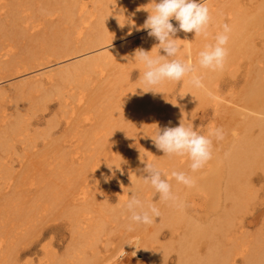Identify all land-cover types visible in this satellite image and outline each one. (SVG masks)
I'll return each mask as SVG.
<instances>
[{"label":"bare ground","instance_id":"1","mask_svg":"<svg viewBox=\"0 0 264 264\" xmlns=\"http://www.w3.org/2000/svg\"><path fill=\"white\" fill-rule=\"evenodd\" d=\"M57 1L52 8L58 17L50 19L43 14L52 8L38 5V0H0L1 14H5L0 16V35L17 38L27 33L31 37L24 52L0 53V79L21 73L30 75V70L43 66V71L30 81L15 85V93L0 89V180L29 177L32 164L26 157L27 149L35 146L37 136L56 127L52 120L47 131L32 129L37 125V121L31 122L32 117L47 109L48 101L56 97L60 104L67 105L69 99H75L93 114L76 117L74 124L69 123L66 138L74 136L76 140L66 146L72 151L58 150V160L51 168L54 178L47 179L45 173L39 172L36 199L22 206L16 195L7 196L0 207V264L19 263L16 249L20 241L10 239L7 226L13 223L14 233V228L29 224L33 227L40 213L49 216L58 211V205L68 223L70 240L62 254L46 244L43 264H264V229L251 232L245 222L260 195L255 183L264 180V0H203L212 15L208 35L178 31L174 38L183 45L176 58L196 65L204 87H193L190 78L185 77L180 82L165 81L157 86L160 92H143L139 88L147 90L141 83L144 66L134 60L138 48L150 52L154 47L151 54H157L155 46L159 42L154 37L143 35L133 52L127 43L113 47L147 32L133 29L132 24L142 29L152 0ZM34 17H39L40 22L30 21ZM172 23L178 26L175 20ZM225 23L232 31L224 68H200L199 52L215 42ZM41 28L40 35L31 32ZM130 30L132 34L128 35ZM82 54L89 55L51 68L53 62L60 64ZM159 54L165 55L162 49ZM130 64L137 65L141 76L133 85L129 84ZM238 83L242 85L236 90L234 85ZM174 86L180 90L175 99ZM11 94L23 106L13 103L5 108L2 101ZM223 101L226 103L221 106L226 112L219 121L224 123L226 135L222 141L214 140L213 157L202 169L193 173L190 159L175 163V155L168 156L170 162L165 164L162 159L150 161L165 174L183 207L163 201L145 183L146 165H131L132 184L122 195L115 198L107 193L97 197V188L105 181L106 173L118 169L101 164L97 158L108 143L121 145L127 127L130 132L136 130L140 121H150L156 114L161 131L181 121L194 127L193 110L208 103L218 106ZM221 106L213 111L219 114ZM88 120L92 123L84 125ZM18 145L24 154L19 162L21 171L15 174L12 153ZM173 171L191 175L194 187L178 183L171 175ZM132 194L146 204L156 205L161 215L151 225H137L129 232L126 202Z\"/></svg>","mask_w":264,"mask_h":264},{"label":"rangeland","instance_id":"2","mask_svg":"<svg viewBox=\"0 0 264 264\" xmlns=\"http://www.w3.org/2000/svg\"><path fill=\"white\" fill-rule=\"evenodd\" d=\"M57 0H38V5H45L47 7H54L57 3ZM205 2V1H204ZM4 12V11H3ZM30 14V13H29ZM32 14V13H31ZM33 14L37 15V11ZM46 18L55 19L58 17L57 12L54 11V8L45 10ZM5 14H1L0 16H4ZM35 21V23H39V17H34L30 21ZM172 20L171 22H173ZM21 28V26H19ZM39 28V27H38ZM36 28V29H38ZM45 29V28H44ZM40 31L31 30L33 34H40ZM46 30V29H45ZM39 34V35H40ZM147 32H141L137 36H131L129 38L124 39L123 41L113 45L116 46L121 43H127L129 50L133 52V50L137 47V41L140 40L143 35H146ZM15 37L17 35H14ZM74 36V35H73ZM31 37L27 35V33H23L21 36L17 38H12L8 35H0V53L3 54L5 52H13L14 54H19L20 52H24V49L27 43L30 42ZM112 48V47H111ZM93 54V53H92ZM89 55V54H88ZM87 54L78 55L77 57H71L62 63L58 64V61L52 63L51 68H58L59 66L64 65L65 63H69L70 61H74L76 59H81L82 57L88 56ZM55 63L57 65H55ZM130 74L132 75L131 81L129 82L130 85L135 84L138 80L141 79L140 70L136 64H130ZM42 67H38L30 70L32 72L30 75H25L24 73L21 74H14L6 79H0V89L8 90V92L13 91V87L17 85L22 80H31L32 77L36 73H40ZM244 70V69H243ZM241 70V71H243ZM239 71V73L241 72ZM241 75V73H240ZM97 84V83H96ZM241 83L235 84L236 90L241 88ZM175 88V86H174ZM179 88H175L172 90V98H176L179 93ZM14 92V91H13ZM15 93V92H14ZM5 103V108H10L13 103H17L23 106L22 101H18L14 96L6 98V100L2 101ZM69 104H60L58 99L54 97L52 100L48 101L47 109L40 110L35 113L32 117L31 122L35 123L37 121V125H33L32 129L39 128L41 130L38 131H47L48 130V122L54 120L55 121V128L52 130H48L46 132V137L44 136H37L35 141V146L33 148L27 149V158L31 165V173L29 177L25 180L16 179L14 181H5L0 180V207L4 206L6 203L7 196L16 195L19 205H25L23 202L26 203L31 202L33 199H36L35 195L40 186V181L38 182V174L40 171L45 173L47 179H52L54 176L52 175L53 170L52 167L55 166V160H58L55 155L57 153L60 154V149L64 151L71 150L66 146L67 143H75L76 138H72L74 136H69L66 138V134L70 132L67 128H69V123L74 124V119L76 117L84 115H92L93 112L88 110L86 106H81L80 102L75 99H69ZM226 101H223L218 106L225 104ZM215 104L208 103L204 107L196 108L193 110V115H195V124L194 129L199 132L200 134L207 135L209 130L214 127H222L223 122L219 121L220 117L225 116L226 110L223 106L220 107V113L216 114L213 111ZM235 106V105H234ZM182 111V110H180ZM151 117L155 116V114H150ZM157 116V114H156ZM154 117L152 120H142L137 125L138 127L135 128L130 132L129 128L127 127L122 134V143L118 147L115 146V142L108 143L104 150L102 151L101 155L97 158L101 164L106 165H113L115 164L118 169H113L109 173H106L107 177L109 178L107 182L103 181L99 184L98 194L97 197L100 198L102 195H106L107 193H111L112 196L116 198V196L122 195L126 187L128 189V185L132 184V176L131 172V165L135 168H139L141 165H146L147 162H154V160L162 159L163 164L170 162L168 160V156L163 153L162 150H158L152 138L149 136H154L156 132L159 130L158 127H161V121ZM175 116H178L177 114ZM185 118V117H184ZM184 118H181L183 120ZM177 121L180 119L176 118ZM186 120V119H185ZM149 121V122H148ZM84 125L92 123L91 120L83 122ZM83 125V126H84ZM63 131H67L65 133V138H61L60 136ZM52 134V135H51ZM55 139H59L58 141H53ZM66 140V141H65ZM52 142V143H51ZM62 142V144H61ZM51 144V146H49ZM18 149L12 153V163H13V170L15 174H18L21 171L20 161L22 155L24 154L22 150V146L18 145ZM62 147V148H59ZM79 155V154H78ZM98 156V155H97ZM175 163L179 162H188V157L181 156L180 158L175 155L174 157ZM23 170V168H22ZM120 175H122V179H120ZM86 177V174L83 175ZM58 181V180H57ZM35 182L38 184L36 187ZM86 183H88L86 181ZM17 185V187H15ZM255 186L259 189L260 195L258 196L256 203L252 209L251 214L245 220L246 228H249L251 232H256L258 229H264V180L260 179L256 181ZM112 200V199H111ZM157 201V200H156ZM118 200L113 201V204H117ZM58 211H55L53 214L47 216L46 214H41L38 217V220L35 222V225H25L19 229H15L13 232V223L7 226L8 232H11V240L20 241L19 247H17L16 251L19 255V263L18 264H43L46 261L45 258V250L44 247L49 246V248L58 254H62L65 251V246L70 240V231L68 228V223L65 220L64 216L60 214L62 207L58 205ZM46 217H45V216ZM5 218V217H4ZM11 228V230H10ZM24 229L25 232H21ZM23 235H20V234ZM1 235V233H0ZM3 236V235H2ZM18 236V237H17ZM20 237V239H19ZM7 238V237H6ZM9 241V240H8ZM141 257L137 258L140 259ZM238 262L241 263V258L239 257Z\"/></svg>","mask_w":264,"mask_h":264},{"label":"clouds","instance_id":"3","mask_svg":"<svg viewBox=\"0 0 264 264\" xmlns=\"http://www.w3.org/2000/svg\"><path fill=\"white\" fill-rule=\"evenodd\" d=\"M146 10L150 14L142 29L135 24H132V28L137 31L146 30L148 36L154 37L159 43L155 46L157 47L155 55L151 54L154 47L150 52L143 48L135 50L134 60L144 66L141 83L147 86V90L144 87L139 88L143 92H157V86L165 81L180 82L185 77L190 78L189 83L193 87L203 88V78L196 74V65L176 58L183 45L174 37L178 31L185 33L194 31L196 36L208 35L212 15L207 3L203 0H158V2L152 0V8H146ZM172 20L178 22V26H174ZM123 25L124 23L121 26ZM222 29L216 34L215 42L205 45L204 49L199 52L200 68L212 71L224 68L229 55L227 45L232 29L227 23L222 25ZM131 34L130 30L128 35ZM160 49L165 55L159 54ZM158 129L154 136L149 135L155 147L167 156L186 155L191 161L190 169L193 173L202 169L212 159L214 140L222 141L226 135L222 127L211 128L207 135L200 134L194 129L193 124H185L182 121L176 127H165L162 131L159 127ZM144 172L147 173L144 177L145 183H149L163 201H170L183 207V203L179 202L178 197L172 191V185L158 166L147 162ZM171 175L178 183L189 188L195 185L193 177L188 173L173 171ZM108 179L105 177V182ZM126 209L130 214L129 223L126 226L129 232L134 231L137 225H151L161 215L156 205L146 204L134 194L126 202Z\"/></svg>","mask_w":264,"mask_h":264}]
</instances>
